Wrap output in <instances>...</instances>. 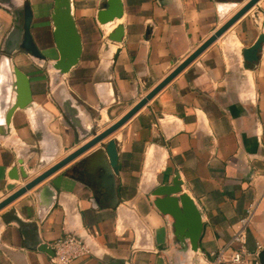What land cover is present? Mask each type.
<instances>
[{"label":"crops","instance_id":"0c3cea01","mask_svg":"<svg viewBox=\"0 0 264 264\" xmlns=\"http://www.w3.org/2000/svg\"><path fill=\"white\" fill-rule=\"evenodd\" d=\"M248 1L121 0L122 17L102 25L107 0H72L83 53L52 85L54 0H0V84L18 67L33 94L31 107L0 131V202L120 120ZM26 3L45 61L21 50L18 15ZM117 25L125 31L120 44L108 39ZM262 35L264 0L117 132L2 209L0 264H49L40 246L53 250L67 231L94 240L92 253L73 264H183L171 222L151 199L177 173L202 215L199 257L215 264L255 205L246 248L257 258L264 249V43L258 62H246L243 50ZM111 139L119 154L115 196L91 175L99 162L83 164ZM21 160L30 178L11 179ZM102 163L110 170L106 155ZM89 185L102 191L98 202Z\"/></svg>","mask_w":264,"mask_h":264},{"label":"water","instance_id":"95a60500","mask_svg":"<svg viewBox=\"0 0 264 264\" xmlns=\"http://www.w3.org/2000/svg\"><path fill=\"white\" fill-rule=\"evenodd\" d=\"M261 0H249L230 20H228L219 30H217L208 40H206L197 50H195L186 60H184L171 74H169L162 82H160L153 90H151L145 97H143L129 112H127L120 120L114 123L88 143L84 144L78 150L68 155L58 164L40 174L36 178L29 180L19 190L8 196L0 202V211L10 205L12 202L22 197L35 187L46 181L53 174L66 167L81 155L93 149L103 141L108 139L111 135L122 128L128 121H130L141 109H143L156 95H158L167 85H169L178 75H180L186 68H188L205 50L218 41L225 35L234 24L244 17L253 7H255ZM22 12V16H21ZM123 15V4L121 0H107L106 6L99 12L97 20L100 24L106 25L114 21L116 18L120 19ZM19 29L23 35L21 42L22 52L31 55L37 60L45 61L46 56L36 46L30 27L33 20V13L30 6L24 4L20 11ZM51 20L54 27V42L55 47L59 53V59L50 64V68L55 71L54 83L59 84L61 77L70 73V71L79 64L82 53L83 44L81 35L77 28L75 18L72 11V0H54V8L51 14ZM123 25H117L113 32L108 35V39L114 43H122L124 38ZM264 43V36H260L258 41L249 48L243 50V58L246 62L255 63L259 60V53L262 50ZM9 85H3L0 91V114L4 118L0 122L1 134L11 126L14 114L18 110H27L33 104V94L31 88V81L27 74H25L18 67H13L12 74H10ZM12 91L10 96V92ZM11 99H8V98ZM107 156L109 161V168L103 164V157ZM103 156V157H102ZM102 162H101V160ZM93 160L99 162L97 174H91L92 177L98 176L103 182L100 184L106 190V193H111L115 196L114 186L115 178L113 174H118L119 168V154L117 142L111 139L100 150H97L92 156L86 158L83 164L89 165ZM103 164V165H102ZM24 161L21 160L19 166L14 167L9 174L11 179L19 180L20 177L24 180L30 178L27 172ZM103 173V174H101ZM91 177V176H90ZM95 190L96 201H99V195L102 191H98L94 185H89ZM151 199L154 207L171 222L174 236L177 244L180 247V253L183 255L181 260L183 264H200L201 254L200 240L204 231L202 223V215L198 210L194 199L183 190V181L179 173L175 175L173 183L168 186H159L152 191ZM40 251L46 252L54 256V250L47 245H41ZM198 255V256H196ZM257 258L261 264H264V249L258 254ZM203 264H209L205 260Z\"/></svg>","mask_w":264,"mask_h":264},{"label":"built area","instance_id":"2783aa9c","mask_svg":"<svg viewBox=\"0 0 264 264\" xmlns=\"http://www.w3.org/2000/svg\"><path fill=\"white\" fill-rule=\"evenodd\" d=\"M53 77H51L53 85ZM255 205H251L240 219V229L233 234L231 244L221 248L215 258V264H261L258 258H251L248 252V229L255 215ZM93 237L89 233L65 232L53 245L54 256H50L49 264H73L76 260L92 253ZM238 245V248L232 247ZM229 253V256L227 257Z\"/></svg>","mask_w":264,"mask_h":264},{"label":"bare ground","instance_id":"6f19581e","mask_svg":"<svg viewBox=\"0 0 264 264\" xmlns=\"http://www.w3.org/2000/svg\"><path fill=\"white\" fill-rule=\"evenodd\" d=\"M53 71V73H54V70H52ZM52 75V74H51ZM53 79H54V76H53ZM3 84H0V91H1V89H3ZM10 92V91H9ZM11 93H13L12 91L9 93L10 94V96H11ZM8 99H10V97L8 98ZM0 117H1V119H0V122H2L3 120H4V118L1 116V114H0ZM106 119L108 118L107 116L105 117ZM155 152L156 151H154V149L152 148L151 150H150V152H149V159H148V162H147V165L149 166L151 163H153V161H152V159L154 158V156H155ZM162 158V157H161ZM160 160V159H159ZM150 176H152L151 174H148V177H150ZM152 178V177H151ZM150 179V178H149ZM203 262H204V260L203 259H201V263L200 264H203Z\"/></svg>","mask_w":264,"mask_h":264},{"label":"rangeland","instance_id":"374dc122","mask_svg":"<svg viewBox=\"0 0 264 264\" xmlns=\"http://www.w3.org/2000/svg\"><path fill=\"white\" fill-rule=\"evenodd\" d=\"M239 82H240V84H239L240 86H243V85H244V79H240ZM10 99H11V98H10ZM0 119H1V117H0ZM10 142H11V141H8V144H10Z\"/></svg>","mask_w":264,"mask_h":264}]
</instances>
